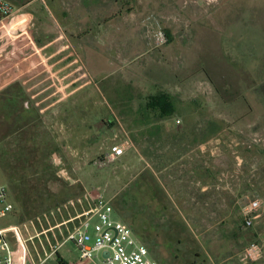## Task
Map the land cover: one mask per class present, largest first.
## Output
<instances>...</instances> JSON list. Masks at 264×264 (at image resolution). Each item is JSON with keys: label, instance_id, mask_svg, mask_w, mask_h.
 I'll use <instances>...</instances> for the list:
<instances>
[{"label": "rangeland", "instance_id": "1", "mask_svg": "<svg viewBox=\"0 0 264 264\" xmlns=\"http://www.w3.org/2000/svg\"><path fill=\"white\" fill-rule=\"evenodd\" d=\"M7 1L20 10L0 32V143L14 146L18 136L2 99L7 88L20 83L31 98L29 73L46 72L47 65L32 69V57L58 50L55 57L64 58L57 68L65 67L61 75L70 73L71 60L80 69L81 88L73 97L50 109L53 99L38 105L56 144L49 160L61 179L47 181L45 173L35 185L37 214L27 221L21 214L20 223L43 219L25 233L36 235L28 243L34 262L80 264L73 242L57 247L84 217L70 219L102 194L159 264H264V81H254L264 72L260 0ZM158 31L166 35L165 45H157ZM49 40L54 43L41 49ZM123 83L133 88L134 111L164 91L175 96L177 115L142 137L128 110L112 106L101 89ZM62 85L55 82L52 90ZM70 108L77 113L69 116ZM210 120L221 122L222 130L201 145ZM183 130L189 137H175ZM127 141L133 146L127 156L104 162L113 145ZM200 167L206 170L204 180ZM255 199L261 209L254 225L245 228L244 207ZM130 209L133 220L140 212L139 228L127 214ZM252 243L263 249L255 262L244 258Z\"/></svg>", "mask_w": 264, "mask_h": 264}, {"label": "built area", "instance_id": "2", "mask_svg": "<svg viewBox=\"0 0 264 264\" xmlns=\"http://www.w3.org/2000/svg\"><path fill=\"white\" fill-rule=\"evenodd\" d=\"M211 5L218 0H205ZM17 9L7 0H0V27L4 24L11 25ZM158 46L167 43L166 35L158 31L155 34ZM180 124V121H177ZM126 145H113L105 155L104 162L114 163L124 155ZM94 206L80 216L71 218L70 221L80 220V226L71 230L64 242H73L78 253L79 263L95 262L97 264H159L151 255L148 248L134 234L129 225L114 214L111 202L102 194L93 198ZM262 202L258 199L250 201L243 210L244 227L251 228L261 209ZM22 214L21 205L12 189V178L0 166V264H36L32 259L28 243L36 235L25 237L29 228L35 229L36 224L42 223V218L20 223ZM10 218L7 225H3ZM97 222L92 225V220ZM92 231V233L90 232ZM56 249V250H57ZM56 250L52 251L54 253ZM105 254H108L106 257ZM262 246L252 243L244 251V258L255 262L261 259ZM49 255V256H50ZM47 256V257H49ZM41 264V263H39Z\"/></svg>", "mask_w": 264, "mask_h": 264}, {"label": "trees", "instance_id": "3", "mask_svg": "<svg viewBox=\"0 0 264 264\" xmlns=\"http://www.w3.org/2000/svg\"><path fill=\"white\" fill-rule=\"evenodd\" d=\"M112 87L103 84L101 89L108 98L110 104L115 108L128 110L127 115L132 122L140 127L142 137L147 136L156 128V124L173 118L178 113L177 100L174 95L168 92H159L156 95L147 97L137 111L132 108V102L136 98L130 84H122ZM114 94L118 98H114ZM115 95V96H116ZM8 104L5 106L6 115L14 118L15 130L18 136L14 146H7L0 143V164L3 170L12 178V189L18 202L22 207V220H29L37 214V185L41 183L45 173L50 174L47 181H58L61 178L53 169L50 162V153L57 151L53 136L45 127V120L40 110L35 106L27 94L26 89L15 83L9 86L5 96L2 98ZM67 113L74 115L75 109H66ZM126 115V112H125ZM111 127L113 123H110ZM159 129V128H158ZM222 130L221 122L210 120L205 128L204 135L199 143H206L215 137ZM175 136L180 140L189 137V133L183 130ZM51 179V180H49ZM68 188H74L69 181H64ZM60 264H64L60 262Z\"/></svg>", "mask_w": 264, "mask_h": 264}, {"label": "crops", "instance_id": "4", "mask_svg": "<svg viewBox=\"0 0 264 264\" xmlns=\"http://www.w3.org/2000/svg\"><path fill=\"white\" fill-rule=\"evenodd\" d=\"M258 10L260 11V13L263 15L264 17V0H260V3L258 4ZM235 12V11H234ZM258 16V14H257ZM31 18V17H30ZM29 18V19H30ZM229 22H226L224 23V25L228 24ZM254 25H255V21L253 22ZM6 25L7 24H4L3 26L0 27V32L3 30V29H6ZM3 37V35H2ZM0 37V39L2 38ZM54 42H50L47 41L43 46H41V49H45L46 47H50V45H52ZM31 44L33 45V50L34 52L35 51H38V47L35 46L34 42L32 41ZM248 45V48L253 46V45H250V44H246ZM68 47V46H67ZM237 48H245V45L241 46L240 44H237L236 45ZM60 49L62 48V50H65V47H62L60 46L59 47ZM57 48V49H59ZM264 49V47L260 46L259 49ZM67 49V48H66ZM57 53H60V51H55V53H53L52 55H50L49 57H44V58H40V57H32L29 65L32 67V69L36 68V66H40V65H47V68H46V72L43 71V72H37L32 70L30 73H29V78L27 79V82L31 83L30 84V90L31 91H34V94L31 96V99L32 101L34 102L35 106L40 110V112L42 113L43 111L39 108V104H44V103H48L49 100H52L53 99V103H50L47 108L50 109V108H53L54 106H56L57 104H59L60 102L63 101V99H65L66 97H73L77 92L78 90L81 88V87H77V84L80 80V77H79V67L77 68H74V65L76 63V60H71L68 64H67V68H72L70 73H68L66 76L63 74L61 75V71H63V69H65V67H63L62 69H57L59 67V65L61 63L64 62V58L62 59H58L57 57H55V55H57ZM259 54H264L263 51H260ZM72 55V54H70ZM250 56H253L251 54H249ZM248 58V56H247ZM3 63L2 60H0V65ZM18 64H16L15 66H17ZM1 69V67H0ZM57 70L55 73L53 71ZM261 72L258 71V74H260ZM3 74V73H2ZM78 74V75H77ZM257 74V73H256ZM21 75H16L14 80H18L20 78ZM68 81L70 80V82L64 86L62 84H64L65 81ZM264 81V72L261 73V75L259 77H257L254 81ZM55 82H59L61 83L62 86H60V88H56L55 90H52V88L55 86ZM41 87V92L38 91L39 88ZM66 88H71L70 91L66 94L64 93V90ZM28 90V91H30ZM49 90H51L52 92L49 93L48 95H46L44 98H41V94H43L45 91L49 92ZM36 98L39 100L37 102H35ZM207 143V142H206ZM123 144H128V148L126 149L125 153L123 156H121L118 160V162H120L125 156H127V154L129 153L128 151L133 147L132 146V143L130 145L129 141H127L126 143H123ZM201 145L202 144H205V143H200ZM203 149V148H202ZM140 160H143L141 157H140ZM201 171H200V175H201V178L202 180L206 179L207 175L206 174V170L203 171V168L200 167ZM203 186L201 187L202 191H207L208 190V184L205 182H203L202 184ZM125 211V210H124ZM130 212L127 213L128 215H130L132 217V220H133V216L134 214H132L133 212H131L132 210L130 209L129 210ZM84 213V212H83ZM83 213H79L77 216H80L82 215ZM115 213V211H114ZM140 214V212H139ZM139 214L136 213V217H134V220H133V223L137 226V228H139V221H137V219H139ZM129 223L131 224V218H130V221ZM131 226L130 228L132 229V231L134 232L133 230V225H129ZM137 237V235H136ZM139 240H140V237H138ZM143 243V242H142ZM144 244V243H143ZM145 245V244H144ZM146 246V245H145ZM147 247V246H146ZM148 248V247H147ZM64 263V262H63ZM65 264V263H64Z\"/></svg>", "mask_w": 264, "mask_h": 264}, {"label": "water", "instance_id": "5", "mask_svg": "<svg viewBox=\"0 0 264 264\" xmlns=\"http://www.w3.org/2000/svg\"><path fill=\"white\" fill-rule=\"evenodd\" d=\"M109 134H111V132L109 131ZM105 256L107 257L108 256V254H105Z\"/></svg>", "mask_w": 264, "mask_h": 264}]
</instances>
